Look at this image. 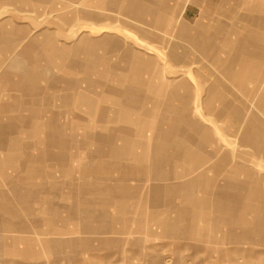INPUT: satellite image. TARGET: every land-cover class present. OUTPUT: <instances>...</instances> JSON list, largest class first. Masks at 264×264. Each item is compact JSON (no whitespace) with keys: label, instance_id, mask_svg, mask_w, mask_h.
I'll use <instances>...</instances> for the list:
<instances>
[{"label":"rangeland","instance_id":"1","mask_svg":"<svg viewBox=\"0 0 264 264\" xmlns=\"http://www.w3.org/2000/svg\"><path fill=\"white\" fill-rule=\"evenodd\" d=\"M209 1L0 0V264H264V0Z\"/></svg>","mask_w":264,"mask_h":264},{"label":"bare ground","instance_id":"2","mask_svg":"<svg viewBox=\"0 0 264 264\" xmlns=\"http://www.w3.org/2000/svg\"><path fill=\"white\" fill-rule=\"evenodd\" d=\"M80 127V126H79ZM144 136V135H143ZM254 137H256V139L259 141L260 140V138L261 137H259V136H257V135H255ZM254 138H251V140H250V142L253 140ZM256 139H254L255 140V142H256ZM261 141V140H260ZM264 144V143H263ZM260 183V182H259ZM260 185V184H259ZM260 187V186H259ZM257 191H259V189L257 190ZM239 199V198H238ZM256 200V199H255ZM200 205V204H199ZM251 206V205H250ZM253 206V205H252ZM252 206H251V208H252ZM249 207V206H248ZM248 209V208H247ZM250 209V208H249ZM255 209V208H254ZM249 211H253V210H249ZM210 223V222H209ZM215 236V235H214Z\"/></svg>","mask_w":264,"mask_h":264},{"label":"crops","instance_id":"3","mask_svg":"<svg viewBox=\"0 0 264 264\" xmlns=\"http://www.w3.org/2000/svg\"><path fill=\"white\" fill-rule=\"evenodd\" d=\"M209 2H213L212 0H210ZM211 5V4H210ZM210 8H212V5L210 6ZM213 8H214V6H213ZM246 63H244V65H245ZM244 69H243V71H244V73H246L247 72V68H245V66L243 67ZM249 69H250V65H249V62H248V72H250L249 71ZM247 72V73H248ZM3 117V116H2ZM1 162V161H0ZM2 165V164H1Z\"/></svg>","mask_w":264,"mask_h":264}]
</instances>
